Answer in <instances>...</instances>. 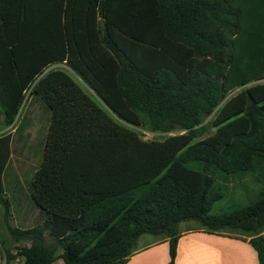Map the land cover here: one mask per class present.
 <instances>
[{
	"label": "trees",
	"instance_id": "16d2710c",
	"mask_svg": "<svg viewBox=\"0 0 264 264\" xmlns=\"http://www.w3.org/2000/svg\"><path fill=\"white\" fill-rule=\"evenodd\" d=\"M28 95L51 120L29 185L42 222L9 231L30 243L20 264H127L144 235L167 239L175 264L189 221L246 233L264 264V190L211 213L217 178L264 168V0H0L6 127ZM11 155L8 134L2 204Z\"/></svg>",
	"mask_w": 264,
	"mask_h": 264
},
{
	"label": "rangeland",
	"instance_id": "374dc122",
	"mask_svg": "<svg viewBox=\"0 0 264 264\" xmlns=\"http://www.w3.org/2000/svg\"><path fill=\"white\" fill-rule=\"evenodd\" d=\"M57 68L67 69L63 65ZM84 88L87 90L86 87ZM213 120L214 117L206 120L205 125L207 127L204 129L201 138H207L214 134L216 129L211 126ZM46 131V111L42 109L41 105L35 104L28 107L27 111L23 108L20 118L10 127H6L3 110L0 108V137L12 135V155L4 174L3 190L5 194L2 195L7 204H2L0 201V249L2 245L6 249H10L12 255L17 256L16 259H19V262L22 261L18 256L21 247L30 246V243L13 240L9 231L10 229H17V224H20L21 218L25 216L34 222L37 220L39 213L29 198V185L42 161ZM136 131L147 141L163 140L172 135L153 134L142 129H136ZM217 179V189L222 188L224 198L213 204L212 214L226 213L246 206L252 203L264 190V168L255 173H240V175L232 177L223 174ZM183 228L191 230L199 229L201 226L198 222L189 221L185 223ZM225 233L234 236H248L242 231L235 230H226ZM145 238H149V235H146ZM17 263L18 261L15 259L11 261V264ZM56 263L64 264L62 260H58ZM3 264H6L5 259Z\"/></svg>",
	"mask_w": 264,
	"mask_h": 264
},
{
	"label": "crops",
	"instance_id": "0c3cea01",
	"mask_svg": "<svg viewBox=\"0 0 264 264\" xmlns=\"http://www.w3.org/2000/svg\"><path fill=\"white\" fill-rule=\"evenodd\" d=\"M35 104L41 105L42 109L46 111L48 131L51 111L43 102L34 95H28L24 109L27 111L28 107ZM33 207L35 206L33 205ZM36 210L39 213V210ZM41 222L40 213L35 222L25 216L21 218V223L17 224V229H32L41 224ZM184 225L185 223L181 224L182 236L178 241L175 264H259L258 255L249 243L250 238L234 236L228 233L211 234L202 227L186 230L183 228ZM145 236L140 238L138 250L130 257L127 264H170L169 241L150 235L149 238H145ZM3 262L4 259L0 251V264H3Z\"/></svg>",
	"mask_w": 264,
	"mask_h": 264
},
{
	"label": "built area",
	"instance_id": "2783aa9c",
	"mask_svg": "<svg viewBox=\"0 0 264 264\" xmlns=\"http://www.w3.org/2000/svg\"><path fill=\"white\" fill-rule=\"evenodd\" d=\"M17 255V254H16ZM15 261H18V263L17 264H20V262H19V259H15Z\"/></svg>",
	"mask_w": 264,
	"mask_h": 264
}]
</instances>
